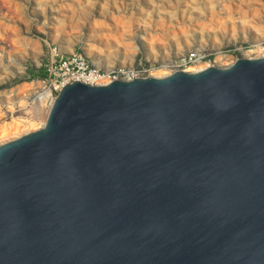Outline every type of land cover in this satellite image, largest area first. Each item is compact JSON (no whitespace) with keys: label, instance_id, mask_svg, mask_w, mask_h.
<instances>
[{"label":"water","instance_id":"95a60500","mask_svg":"<svg viewBox=\"0 0 264 264\" xmlns=\"http://www.w3.org/2000/svg\"><path fill=\"white\" fill-rule=\"evenodd\" d=\"M0 264H264V55L63 84L0 143Z\"/></svg>","mask_w":264,"mask_h":264},{"label":"rangeland","instance_id":"374dc122","mask_svg":"<svg viewBox=\"0 0 264 264\" xmlns=\"http://www.w3.org/2000/svg\"><path fill=\"white\" fill-rule=\"evenodd\" d=\"M77 1L0 0V78L9 74L4 81H0V123L9 121L13 116H30L28 108L38 92L27 95L26 107L17 103L20 87L27 82L43 83L49 87L51 98L47 100V105L50 108L56 93L48 77L31 76L28 70L46 67L57 53L80 52L89 63L95 65L94 62L98 61L102 64L100 68H105L108 57L122 56L134 46L132 66L149 68L152 74L153 68L164 60L165 50L169 51L170 60L174 61L177 55L194 49L215 52L218 50L209 45L211 39L234 33L235 40L223 42L219 50L240 45L248 48L242 53L230 52L232 62L236 56H261L251 46L255 27L264 25V0ZM248 1L256 3L253 6L257 13L244 18L238 5L243 6ZM119 2L123 3V8L116 9ZM164 3L176 7L166 8ZM229 5L232 8L229 9ZM92 18L104 21L107 26L93 25ZM119 18H122L120 23ZM162 20L166 21V28L157 30L159 39L153 42L155 53L152 55L148 33ZM261 43L264 47V39ZM88 46L92 49L90 53L86 52ZM177 47L179 52H176ZM212 63L220 65L217 61ZM114 67L120 65L116 62ZM9 105L12 110L7 109ZM44 121H35V129L41 127Z\"/></svg>","mask_w":264,"mask_h":264},{"label":"bare ground","instance_id":"6f19581e","mask_svg":"<svg viewBox=\"0 0 264 264\" xmlns=\"http://www.w3.org/2000/svg\"><path fill=\"white\" fill-rule=\"evenodd\" d=\"M162 2H164V1H162ZM92 3H93V1H92ZM164 5L166 6V8H170V9L172 7L168 3H164ZM253 5H256V3L255 2L250 3V1L246 2L243 6L238 5L239 9L243 10L242 14H243L244 18L252 15L253 13H257L256 8ZM165 6L161 5V7H164V9H165ZM174 7H176V6H173L172 8H174ZM246 7H248V9H246ZM121 8H123V3L119 2V4L116 6V9H121ZM228 8L229 9L232 8V5H229ZM145 10H149V8L145 9ZM152 10H154V9H152ZM152 10H150V11H152ZM156 10L157 9H155V11ZM166 10H165V12H166ZM168 11H170V10H168ZM152 13H151V15H152ZM146 16H149V15H146ZM102 19H104V17ZM121 20H122V18H119L118 23L122 22ZM92 21H93V23H92L93 25H97V26L106 25V23H104L105 19H104V21H101V20L96 21V19L92 18ZM157 25L160 28H158V27L151 28L152 30L148 33V41H149L148 44L150 46V53L152 55H154V53H155V50L153 48L154 47L153 42L156 39H159V36L157 34V30L162 29L164 27L166 28V21H163V20L159 21L157 23ZM254 30H255L254 36L252 39L253 44H252L251 48L255 49V51H257L258 54L262 55V54H264V47L262 46V43H261L264 39V25H257ZM235 38L236 37H235L234 33L227 34V35L222 36V37L212 38L211 41L209 42V45H211L213 48H215L219 51L223 42L226 41L228 43L230 41H234ZM205 44H206V41H205V43H202L201 46L203 47V45H205ZM88 48L89 49H87L86 52L90 53L92 51V49H90V46H88ZM179 51H180V48L177 47L176 52H179ZM134 52H135V48H134V46H131L130 49L128 51L126 50V52L123 53L122 56H119L116 58H109L108 57V60L105 61L106 63L104 65L105 66L104 69L111 70L112 68H114V64L116 62L120 65L121 68L131 69L132 68L131 63H132V58H133L132 56H133ZM164 57L165 58L162 61V63L157 68H154V70L152 71V75L164 76V75L169 74L171 72L170 71L171 70L170 65L173 62V59L170 60L171 57H169V51L168 50L164 51ZM214 61L215 62L217 61L218 64H220L221 66H225V65L230 64L232 62V58H231V56H229V54L217 53V55L214 58ZM94 63H95V66H97V67L102 66V64L98 61H96ZM208 65H209V63L207 61H203V62L198 61V62L192 64L191 66H189L187 68V70L188 71H196V70L203 69V68L207 67ZM7 77H9V74L0 78V81L1 82L4 81ZM20 88H21V91L19 92L20 96H19L18 100L17 99H15V100H17L18 106H21V107H26L28 105L26 102V97L29 93L34 92V91L38 92L36 95L35 101L28 108V112L30 113V116H28V117H20V116L15 117V116H13L9 121H3L2 123H0V143L5 142L7 140L17 138L18 136H20L22 134H25L29 131H32L33 129L36 128V122L35 121L38 120V122L39 121L43 122L47 117V114L49 111V105H47V100L49 98H51L49 87L47 85H43V83L27 82V83H24L22 85V87H20ZM7 109L12 110L13 107L11 105H9V106H7ZM1 116H2V112L0 111V118H1Z\"/></svg>","mask_w":264,"mask_h":264},{"label":"built area","instance_id":"2783aa9c","mask_svg":"<svg viewBox=\"0 0 264 264\" xmlns=\"http://www.w3.org/2000/svg\"><path fill=\"white\" fill-rule=\"evenodd\" d=\"M247 48V46L240 45L239 47L215 52H206L205 50L194 49L179 54L175 61L173 60L174 63L172 62L170 67L172 68V71L175 69L187 70L189 66L198 61H207L210 65L213 64L212 61H214L217 53H242ZM46 71L48 73V82L50 83V86L52 85L55 93L63 84L76 80L90 84H103L118 78L131 79L152 75L150 69L145 67L135 68L132 66L131 69L114 67L111 70H106L89 63L80 52L55 54L49 64H47Z\"/></svg>","mask_w":264,"mask_h":264},{"label":"trees","instance_id":"16d2710c","mask_svg":"<svg viewBox=\"0 0 264 264\" xmlns=\"http://www.w3.org/2000/svg\"><path fill=\"white\" fill-rule=\"evenodd\" d=\"M29 74L31 76H39L41 78H47L48 77V73L46 71V67L45 66H41L40 68L38 69H35V68H30L28 70Z\"/></svg>","mask_w":264,"mask_h":264}]
</instances>
